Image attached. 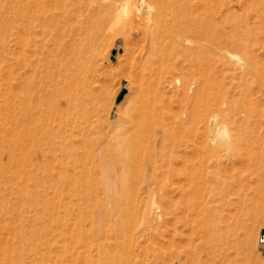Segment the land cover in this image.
Wrapping results in <instances>:
<instances>
[{
	"label": "rangeland",
	"instance_id": "374dc122",
	"mask_svg": "<svg viewBox=\"0 0 264 264\" xmlns=\"http://www.w3.org/2000/svg\"><path fill=\"white\" fill-rule=\"evenodd\" d=\"M208 7L206 108L198 119L189 118L182 108L175 70L165 69L171 45L164 38L157 39L151 51V40L142 23L129 21L128 12L122 11L113 19L109 8L100 7L88 20H61V27L35 20L32 36L39 43L35 53L28 51L27 45L23 49L17 46L9 35L11 46L0 56V264L80 260L79 208L89 196L109 199V185L102 175L103 155L117 147L116 133L122 129L124 115L144 92L154 91L161 94L164 109L176 115L167 119L173 131L164 135V143L158 142L154 151L157 162L172 164L173 170L168 177H161L163 180L155 185L158 193L150 198L158 200L161 196L167 205L159 219L147 215V232L140 234L133 228L118 245L107 236L106 219L100 239L104 245L93 251L92 259H99L101 264H115L117 259L123 264H264V241L260 239L264 229V176L262 179L258 173L264 171V0H208ZM57 31L62 35L59 40L55 38ZM20 49L26 61L30 57L39 61L38 76L48 70L64 74L67 68L63 66L74 57L77 61L72 71L66 72L68 77L60 89L75 82L71 84L76 85L75 91L77 84L87 80V85L78 87L82 92L92 89L94 109L85 116L71 114L62 122L51 121L52 129L39 135L24 126L13 111L15 89L11 88H15L18 73L26 86L30 71V66L21 62L23 68L18 67L15 62ZM124 86L127 90L116 102ZM43 89V85L37 87L36 93ZM182 118L187 125L184 130L178 124ZM223 122L229 130L227 141L214 138L216 127ZM47 135L51 139L48 144ZM32 139L38 140L33 142L37 147ZM40 144L45 147L41 149ZM215 156L222 157L225 186L232 187H226L227 199L211 200L204 184L199 186L201 198L187 196L185 193L193 189L181 172L185 164L191 170L205 157L211 171ZM139 157L134 163L141 166ZM81 159L83 165L79 164ZM139 169L134 166L129 170L134 189L144 183ZM239 192L246 195L248 204L251 202L249 208L232 205L238 202ZM141 193V197L147 195ZM141 205L135 207L136 222H141L144 214Z\"/></svg>",
	"mask_w": 264,
	"mask_h": 264
},
{
	"label": "bare ground",
	"instance_id": "6f19581e",
	"mask_svg": "<svg viewBox=\"0 0 264 264\" xmlns=\"http://www.w3.org/2000/svg\"><path fill=\"white\" fill-rule=\"evenodd\" d=\"M100 7L109 8L112 11L113 19L119 17L121 12L125 11L130 14L129 21L142 23L144 32L151 40V46L149 48L151 51L154 50L153 42H156L157 39H166L171 45V50L167 54V60H169L167 65L169 64L170 66L166 65L165 69H172V72L175 70L179 82L176 81L180 90L182 108L186 111L189 118L198 119L206 108L204 96L207 74L205 75V70L210 41V16H208L210 13L208 12V0H0V56L8 46H11V43H8L11 38L13 42L22 49L24 47L23 45H27L29 46L28 51L32 50V52L35 53L38 50L39 43L34 36H32L34 34H32V32L35 31V20L43 22L44 25H51V23H54V25L59 24L61 27V20L64 19L66 21L73 18L77 20L80 18L88 20L96 9ZM38 29L39 28H37V31ZM43 29L47 30L48 28L46 26V28L43 27ZM9 35L11 38H8L10 37ZM61 36L58 33L55 38L59 40ZM41 42L43 43V41ZM22 49H20L21 52H17V60L15 62L19 64L18 67H21L23 63V66H30V71L26 73L28 79L25 86L24 82L22 83L21 80V73H18L15 75V88L14 85L11 88L12 90L15 89V91L12 92V94L15 93L14 102H12L14 106L13 111L15 114L16 112L18 113L19 120L21 119V122L25 124L24 126L29 129L33 128L32 131L35 129L36 134L38 132L39 135V132L44 133L52 129L51 121L57 120L62 122V119L67 120L66 117L71 114L85 116L94 109L92 89L88 88L87 90L86 88L87 91L82 92L81 88L79 89L78 87L82 86V83H84L83 85H87V80H82L81 83L80 80L83 78H80V83L77 84L75 91L74 87L76 85H72L73 87L71 86V84L75 82H70V86L68 85V88L72 89H60L61 82L68 77L67 73L72 71V66L77 61L74 57L73 59L70 58V63L68 62L69 59L67 60V67L63 66V68H67L65 69V75L62 74L63 69L60 70L62 72L56 73L51 72V70L49 71L48 69H52L53 66L56 68V65H53L50 68L48 67L46 74L38 76L37 71L40 69L38 65L39 61L36 62L33 57H30L32 59L26 61V55H23ZM17 51H19V49ZM28 51H26V53ZM150 53L153 54V52ZM44 57H47L46 54ZM47 60H45V63H48ZM50 64L52 65L53 63H49V65ZM45 69L46 67L44 70ZM157 69L161 72L160 68ZM168 72L165 74H168ZM73 80L75 79L73 78ZM41 85H43L45 89H43V92L40 90L42 92L41 94L40 92L37 94V87L39 88ZM153 93L149 94L148 92H144V95L132 105L130 111L124 115L121 131L116 133L117 141H115L117 147L110 148L109 146L110 149L103 155V163L101 162V164H103L102 175L105 179V185H109V189H107V192L110 194L108 197L109 199L89 196L84 199L79 208L77 227L79 234L77 235V240L81 247L79 253L80 260H45V264H101L99 259H92V256L94 254L93 251H99L100 247L104 245V240L100 239L103 234L102 223L106 222V219H108L107 236L113 238L115 242L114 245H118L129 232H132L133 228V231L140 230V234H144L145 231L147 232L149 230L150 219H148L147 215H155L156 219L162 216L165 206L167 205L165 198L160 196L161 198L159 197L158 200H154L150 197L158 193L155 185L159 183L160 179H162L161 177H168L173 167L172 164L162 165L165 161L163 163L157 162L154 151L158 142L161 144L164 143V135L173 131V126L169 124L167 119H169V117H174L175 119L176 115L171 111L165 110L166 108L164 109L161 94L156 92V94L154 93L153 95ZM189 123L192 124V122ZM175 124L176 123H174V126ZM178 124L182 127V130L187 127L185 118L180 119ZM193 124L195 123L193 122ZM213 125H215V123ZM194 126L195 130H197V126ZM180 128L178 127V129ZM195 130L193 129L192 131ZM158 135H160V138L157 137ZM228 136L229 130L227 124L224 122L220 123L215 129L214 138L216 139L219 137L223 141H227ZM35 137H37V135L34 136V138ZM33 139L31 142L32 144L36 140L33 141ZM50 140V136L47 135L46 144H48ZM35 142H38V140ZM33 145L37 147L36 143ZM229 146L230 145L227 144L226 149H229ZM36 147L35 151H37ZM38 147L42 149V147L45 146H41L40 144ZM28 152V156L30 155L29 157H31V148ZM34 153L35 152H33V154ZM138 155H140L139 158L142 159L141 166L134 163V161L138 162V160H135V157H138ZM200 157L202 159V156ZM168 158L166 160H169ZM221 158L222 157L215 156V160L213 161L214 169L211 171L207 169L209 164L207 165L204 161L205 157L202 161H197V164L191 165V170L189 166L185 164L181 172L184 178L190 181L191 184H189L193 189L191 192L187 191V193H185L187 196H200L201 190L199 186L204 184L205 189L209 192L211 200L213 199L219 202L227 199L225 197L229 191L226 187L229 186H225L226 182L223 177L224 174H222L223 168ZM78 162L79 161L76 163ZM79 164L83 165L84 159H81ZM134 166H137L138 169L140 167L142 170L141 176L144 182L142 187L138 188L136 186V189L132 188L129 178V170ZM136 172L138 171H135V173ZM259 172H261L260 175H262L263 179L264 171L260 170L258 173ZM137 177L139 178V176ZM260 180L261 179H259V181ZM111 184L114 185V187L112 186L113 189L111 188ZM119 185L123 188L118 189L117 187ZM230 188L232 187H229V189ZM141 192L147 195L141 197ZM240 192L237 198L238 202L236 201L232 203V205H238L240 209L249 208L251 202L248 204V198ZM194 197H192V199ZM137 203H142L141 208L144 214L141 213L143 215L141 222H136L134 218ZM151 217L153 218V216ZM87 257H89V259H87ZM15 264H25V262L18 260ZM115 264H123V260L117 259L115 260ZM124 264H126L125 261Z\"/></svg>",
	"mask_w": 264,
	"mask_h": 264
},
{
	"label": "water",
	"instance_id": "95a60500",
	"mask_svg": "<svg viewBox=\"0 0 264 264\" xmlns=\"http://www.w3.org/2000/svg\"><path fill=\"white\" fill-rule=\"evenodd\" d=\"M115 52H116V49H115V48L111 49V57H112V58H114ZM126 90H127L126 86H124V87L121 89V91L118 93V95H117V97H116V102H119V101L123 98V96H124ZM260 239H261L262 241H264V229H261V231H260Z\"/></svg>",
	"mask_w": 264,
	"mask_h": 264
}]
</instances>
